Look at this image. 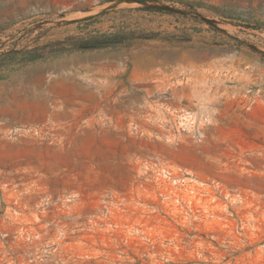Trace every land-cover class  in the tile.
<instances>
[{
  "label": "rangeland",
  "instance_id": "1",
  "mask_svg": "<svg viewBox=\"0 0 264 264\" xmlns=\"http://www.w3.org/2000/svg\"><path fill=\"white\" fill-rule=\"evenodd\" d=\"M0 264H264V0H0Z\"/></svg>",
  "mask_w": 264,
  "mask_h": 264
},
{
  "label": "built area",
  "instance_id": "2",
  "mask_svg": "<svg viewBox=\"0 0 264 264\" xmlns=\"http://www.w3.org/2000/svg\"><path fill=\"white\" fill-rule=\"evenodd\" d=\"M252 102L249 103V105L251 104ZM186 117V118H185ZM182 120H183V123L184 125H190V127L193 128V126H191L192 124H194L193 120L191 119L190 116H188L187 114L184 115L182 114ZM200 130V129H199ZM200 132V131H199Z\"/></svg>",
  "mask_w": 264,
  "mask_h": 264
}]
</instances>
